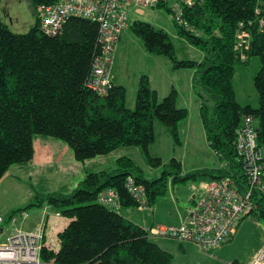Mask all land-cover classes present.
I'll use <instances>...</instances> for the list:
<instances>
[{"label": "trees", "instance_id": "obj_1", "mask_svg": "<svg viewBox=\"0 0 264 264\" xmlns=\"http://www.w3.org/2000/svg\"><path fill=\"white\" fill-rule=\"evenodd\" d=\"M31 1L34 9L54 2ZM255 5L256 0H195L194 6L184 10L190 29L174 22L170 12L163 9L176 36L184 41L180 49L197 55L193 58H178L174 41L164 30L140 20L128 25L143 49L162 56L171 71L193 70V84L201 87L198 95L213 102L211 113L203 99L199 110L206 142L217 155L219 166L185 173L177 159L164 164L149 151L156 140L155 121L165 125L175 144L180 143L178 131L188 113L178 106L173 88L160 100L149 77L140 74L133 109L125 106L123 86L112 84L104 96L88 88L86 82L100 52L97 22L72 16L60 33L46 35L39 29L38 18L23 34L11 32L0 19V179L11 166L32 159L35 136L64 142L79 162L120 146H135L145 165L159 170L157 176L150 177L133 156H120L112 170H87L85 178L69 193H36L33 202L12 211L47 205L69 219L57 234L58 250L41 248L43 264H174L172 254L146 229L119 213L121 208L139 206L126 187L130 179L144 187L150 208L166 194L169 184L233 177L244 186L234 148L244 116L255 118L257 143L264 151V30L254 20ZM240 22L250 34L246 51L235 48ZM240 51L246 55L243 61ZM252 57L260 59L253 76L258 104L242 106L236 100L232 79L236 65L247 64ZM104 190L116 193L119 210L98 201ZM253 199L256 209L246 217L264 220V195Z\"/></svg>", "mask_w": 264, "mask_h": 264}, {"label": "built area", "instance_id": "obj_2", "mask_svg": "<svg viewBox=\"0 0 264 264\" xmlns=\"http://www.w3.org/2000/svg\"><path fill=\"white\" fill-rule=\"evenodd\" d=\"M195 0H54L51 4L38 5L35 9L39 29L46 35L61 32L69 17H83L99 25L98 41L100 52L94 58L87 86L98 96H104L112 87L111 69L114 62L116 45L123 30L128 28V13L131 7L167 9L170 17L187 29L184 10L194 6ZM255 21L259 29L264 30V0H256ZM252 24V22L248 23ZM244 22L238 24L236 49L246 51L250 34L244 28ZM240 51V60L246 55ZM234 148L237 160L241 164L245 183L240 187L233 177H224L204 183L198 197H191L185 216L180 224L161 227L154 234L165 236L178 242H192L200 251L208 253L228 242L234 235L237 225L254 209V197L264 195V151L257 143L256 120L252 115L243 117L237 130ZM129 193L139 202V209H149L145 198V189L135 185L130 179L126 182ZM98 201L109 208L119 210L118 197L113 190H104ZM60 213H52L44 207L39 221L31 230L22 227L28 219L25 210L11 215L4 240H0V264H43L40 250L45 246V219ZM5 220L0 215V236L3 234ZM249 264H264V245L260 247Z\"/></svg>", "mask_w": 264, "mask_h": 264}, {"label": "crops", "instance_id": "obj_3", "mask_svg": "<svg viewBox=\"0 0 264 264\" xmlns=\"http://www.w3.org/2000/svg\"><path fill=\"white\" fill-rule=\"evenodd\" d=\"M128 20V24L135 20L147 22L156 29L164 30L171 35L175 32L168 14L159 9L133 6L129 10ZM140 74H145L149 77L152 87L157 91L158 99L166 96L170 89L173 88L178 95V106L186 109L188 113L185 122L178 131L180 143L176 145L170 139H167L168 141L160 152L162 163L166 164L171 158H175L182 163L184 151H182L181 148H177V146H180L184 140L185 146L188 147L190 144L189 140H191L194 135L196 136L195 140H204L202 148H204V146L207 147L206 153L203 151L204 155L211 158L212 162L200 163V161L197 164L193 162L186 169L183 167V164V172L185 173L200 168V165H204L203 167L207 168L218 167L217 155L209 148L206 142L205 132L200 118L199 107L202 99L204 100L207 97L201 98V96L198 95V90L201 89V87L198 85L194 86L193 84V70L185 69L171 71L166 60L162 56L147 53L143 49L140 40L126 28L122 31L116 45L114 62L111 69V81L113 85H120L125 88L124 102L125 106L129 109L135 106L137 78ZM194 118H196V120H194ZM196 122L201 125H198L195 130L194 125ZM194 130L195 133L190 138ZM52 140L54 139L44 136H40L39 139L33 140L34 154L32 159L27 163L16 164L9 168L7 173L0 179V194L2 193L1 190L11 182H18L19 184L22 179H29L30 188L33 190L34 185H36L39 190L46 191L44 194L53 192L69 193L85 178L87 170L97 171L95 168L97 166L99 170L106 169L101 166V163L95 161V157L88 163H86V161L79 162L75 160L73 151L67 144L58 140ZM194 148L198 151L200 150L197 149V147ZM133 154L134 158L139 162V159H141L139 151ZM193 155L195 156L196 154L193 153ZM141 168L147 175H156V172L146 167V165L144 167L141 165ZM152 175L149 176L152 177ZM204 183H206V181L192 183L197 185L195 188L197 190L196 193H194L195 189L193 190V185H189L192 192H190L189 188L185 185L177 187L170 185L166 194L155 200L152 208H121L119 213L146 229L153 239L159 240L160 244L157 243L163 249L169 251L173 259L176 251L178 255L183 258L182 260L180 259L177 264H193L188 259V252L199 254L200 260L206 261L204 258L217 259L216 257L219 256V253L222 254L234 241L241 221L237 225L234 235L228 242L223 243L221 246L208 253L200 251L197 245L192 242H178L153 233V231L158 228L180 224L185 216L191 197H198L202 192ZM188 184L189 183L186 185ZM36 193L42 192H35V194ZM44 207H49L52 213L58 212V210L47 205L31 213L25 210L28 214V219L23 228L31 230L39 221L41 211ZM68 222L69 219L61 215L55 217L52 214L45 219V237L43 241H45L46 248L54 251L58 250L59 242L57 234L64 229ZM257 249L245 258H240V261L237 257L233 256L225 260V262H222L225 264H230V262L247 264L251 260L253 254L258 251ZM195 264L200 263L197 260Z\"/></svg>", "mask_w": 264, "mask_h": 264}, {"label": "rangeland", "instance_id": "obj_4", "mask_svg": "<svg viewBox=\"0 0 264 264\" xmlns=\"http://www.w3.org/2000/svg\"><path fill=\"white\" fill-rule=\"evenodd\" d=\"M128 17H129V13H128ZM36 18H37V14L35 12L31 0H0V19L4 22V24H6L7 28L11 32L17 34H23L29 32L31 27L35 24ZM174 31H175L173 32L174 36L171 34L169 35L172 37V40L174 41V44L177 48L178 58H186V57L193 58L197 56L195 54L190 55L189 53L182 52L183 50L180 48L183 47L184 41L182 38L176 36L175 27H174ZM259 67H260L259 57H252L247 64L236 65L232 79V84L235 91L236 100L242 106H246V105L257 106L258 104V95L253 84V76L258 71ZM159 99L161 100L162 98ZM204 101L209 108V112L211 113L213 102L209 97L204 99ZM194 120H196V118H194ZM198 125L200 126L201 124L200 123L198 124V122H196L194 125L195 130L197 129ZM195 130L191 133L190 138L195 133ZM154 131L156 135V140L152 144H150L149 151L151 156L160 157V152L162 151L164 145L168 141L167 139H170L173 143L174 141L170 137H168L169 135L166 131V127L161 122L158 121L154 122ZM39 138L40 136L34 137V139H39ZM51 139L57 140L55 138H51ZM195 139L196 136L193 135L192 139L189 140L190 144L188 145V147L185 146L183 139H182L183 140L182 144L180 146H177V148H181V150L184 151L181 164L182 165L184 164L183 167L185 169L188 168L190 164L193 162H195V164L199 163L200 161H201L200 163L212 162L211 158L206 157V155H204L203 151H205V153L207 151L206 146L202 148V146L204 145V140L200 139V141H198ZM194 147L200 149L199 151L201 152V155L200 152L196 150ZM134 152H138V149L135 146H120L114 149L112 152H110L111 154L108 153V154L97 155L95 156L94 159L95 161L101 163V166L105 167L107 170H112L116 168L115 160L118 157L120 156L134 157L133 154ZM193 153L196 154L195 155L196 157L193 155ZM140 158L141 159H139V162L135 158L134 159L137 161V163L140 166L142 165L144 167L145 159H143L144 158L143 155H140ZM91 160L92 158L86 160V163H88ZM169 161L170 159L167 161L166 164H168ZM203 166L204 165H200V168H202ZM95 168L96 170H99L98 166ZM153 171L156 172V175H152V174L149 175H152V177L157 176L159 170L158 171L153 170ZM192 183L194 182H190L188 185H186L187 183L184 184L189 188L190 192H192V190L189 185H193V190L197 187L196 184H192ZM170 185L171 184H169V186ZM173 186L175 187L183 186V184H176ZM1 192L2 193L0 194V215L5 220L4 227H6V230H4L3 234L0 236V240H4L9 229H11L14 226H19L18 223H16L15 225H12L10 223L12 211L16 210L17 208L19 209V207L20 208L25 207L30 202H33V197L35 192L44 193L46 191L39 190L36 187V185H34V189L32 190L30 188L29 179H22L21 182H19V184L18 182H11L9 185L3 188ZM196 192L197 190L195 189L194 193ZM38 210H39L38 207L27 208V211L29 213ZM24 225H22V227H24ZM154 241L160 244L159 240L154 239ZM263 245H264V220H257L249 216L241 221L237 234L234 238V241L228 246V248L225 251H223L222 254L219 253L220 257L219 256L216 257L217 259L204 258L206 259V261L200 260L199 254L195 252L192 253L188 252L187 256H189L188 259L193 264H195L197 260L199 261L200 264H225L222 261L225 262V260L230 259L233 256L237 257L238 260L240 261V258H245L253 251H255L259 246L262 247ZM260 247L257 250H259ZM256 253L257 252L253 254L251 260L253 259ZM180 259L182 260L183 258L179 256L178 253L175 251L174 259H173L174 264H177V262ZM251 260L247 264H249ZM230 264H236V263L230 262Z\"/></svg>", "mask_w": 264, "mask_h": 264}]
</instances>
